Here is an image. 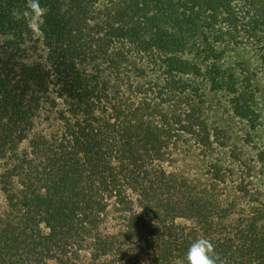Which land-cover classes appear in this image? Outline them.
<instances>
[{"label":"trees","instance_id":"trees-1","mask_svg":"<svg viewBox=\"0 0 264 264\" xmlns=\"http://www.w3.org/2000/svg\"><path fill=\"white\" fill-rule=\"evenodd\" d=\"M40 2L0 0V264H264V0Z\"/></svg>","mask_w":264,"mask_h":264},{"label":"clouds","instance_id":"clouds-1","mask_svg":"<svg viewBox=\"0 0 264 264\" xmlns=\"http://www.w3.org/2000/svg\"><path fill=\"white\" fill-rule=\"evenodd\" d=\"M47 7L40 0H27V7L23 10L13 9L12 15L17 20L25 19L29 28L39 31L43 25V18L47 15ZM180 264H226L217 253L216 245L207 237L195 239L189 246L185 258Z\"/></svg>","mask_w":264,"mask_h":264},{"label":"rangeland","instance_id":"rangeland-1","mask_svg":"<svg viewBox=\"0 0 264 264\" xmlns=\"http://www.w3.org/2000/svg\"><path fill=\"white\" fill-rule=\"evenodd\" d=\"M261 91H263V92L261 93V99H262V102H263L262 104L264 105V89L262 88ZM223 118H224V116H223ZM224 122H225V120H224ZM229 125L232 126V127H234L233 124L230 122V120L227 119L226 126H228V130L230 131ZM235 125H236V128L238 129V131H241L240 127H242V124L236 122ZM231 133H232V132H231ZM233 133H237V132H233ZM225 134H226V136H227V132H226ZM231 144H232V143H228V145H230V146H231ZM234 145H235V144H233V146H234Z\"/></svg>","mask_w":264,"mask_h":264}]
</instances>
